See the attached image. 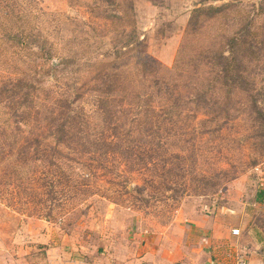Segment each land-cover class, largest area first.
Returning a JSON list of instances; mask_svg holds the SVG:
<instances>
[{
    "label": "rangeland",
    "instance_id": "rangeland-1",
    "mask_svg": "<svg viewBox=\"0 0 264 264\" xmlns=\"http://www.w3.org/2000/svg\"><path fill=\"white\" fill-rule=\"evenodd\" d=\"M104 1L0 0V83L26 68L25 52L20 58L13 44L1 38L14 32L18 24L15 15L27 31V13L31 15V6L36 7L39 27L59 45L61 55L85 42L81 29L94 42L102 41L94 49L104 51L119 45L124 29L123 22L104 27L103 10L92 9L95 3L102 7ZM119 1L126 8L133 5L136 43L134 50L130 48V63L143 57L162 75L183 62L181 65L195 74L203 69L211 74L209 66L197 61L202 52L218 49L232 35L249 31L239 47L255 42L259 60H245L252 84L231 99L213 94L211 97L234 109L229 117L214 119L210 111L198 109L184 127L185 142L169 144L168 151L160 146L155 153L160 159L153 160L160 162L155 168V164H148L149 171L135 158L126 160L117 152L102 161L74 159L65 169L80 188L77 195L60 189L58 167L52 169L55 178L50 190L44 187L47 167L43 164L30 165V177L26 168L17 166L27 175L13 181L6 167L10 161H0V253L8 254L11 245L20 249L21 245L12 244L17 238L26 245L46 243L40 242L35 249L40 257L45 254L41 249L59 246L66 255L95 263L125 264L137 260L147 249L143 238H148L147 246L163 244L164 252L174 253L180 240L177 232L170 231L178 221L203 216L211 222L230 224L240 215L264 230V201L255 202L256 193L264 191V0ZM210 8L220 11L211 18L206 12ZM195 10L204 12L194 14ZM2 107L0 114L7 111ZM167 170L172 172L164 174ZM171 182L185 190L180 200H172L174 193L163 191Z\"/></svg>",
    "mask_w": 264,
    "mask_h": 264
},
{
    "label": "trees",
    "instance_id": "trees-1",
    "mask_svg": "<svg viewBox=\"0 0 264 264\" xmlns=\"http://www.w3.org/2000/svg\"><path fill=\"white\" fill-rule=\"evenodd\" d=\"M104 2L106 7L92 5V9H102L106 15L102 19L104 27L116 22L124 24L119 45L111 49L97 51L94 47L102 41L94 42L81 29L85 42L61 55L59 45L39 27L36 18L39 12L33 6L31 15L27 13V31L19 24V15H15L18 24L14 32L1 37L13 44L19 56L22 51L26 54V68L18 69L14 76L0 83V105L7 110L0 114V161H10L6 167L11 170L7 173L12 174L13 181L27 175L30 165L38 162L47 167L46 189L54 188L52 169L58 167L60 189L77 195L80 188L74 185L65 167L74 159L80 161L85 157L102 161L114 152L126 160L135 158L149 171L148 164H155V168L160 162L153 161L160 159L155 155L160 146L168 151L169 144L185 142L184 127H188L198 109L210 111L214 119L229 117L234 109L211 97L213 94L231 99L232 95L246 92L248 84H252L245 60H259L255 42L239 47L245 43L249 31L232 35L218 49L202 52L197 61L209 66L211 74L204 69L195 74L190 67L181 65L183 62H177L173 69L160 75L143 57L132 63L127 61L130 48L134 50L136 43L132 3L126 8L119 0ZM219 11L206 10L211 18ZM200 12L204 11L195 10L194 14ZM93 28L88 26L92 32ZM119 60L122 61L118 63ZM17 166L26 168L27 174L18 171ZM171 172L167 170L164 174ZM151 173L157 179L153 169ZM171 183L163 191H171L172 200H180L185 190L179 188V183ZM263 201L264 191H258L255 202Z\"/></svg>",
    "mask_w": 264,
    "mask_h": 264
},
{
    "label": "crops",
    "instance_id": "crops-1",
    "mask_svg": "<svg viewBox=\"0 0 264 264\" xmlns=\"http://www.w3.org/2000/svg\"><path fill=\"white\" fill-rule=\"evenodd\" d=\"M238 219L230 224L211 222L203 216L184 223L178 221L170 231L177 232L180 240L175 243L174 253L164 252L163 244L147 246L148 238H143L142 244L147 249L137 260L125 264H264V230L240 215ZM233 230H238V234L233 235ZM20 242L15 238L12 243L21 245L20 249L17 246L12 249L11 245L8 254L0 253V264H104L66 255L59 246L41 249L45 254L40 257L35 249L41 241L36 245Z\"/></svg>",
    "mask_w": 264,
    "mask_h": 264
},
{
    "label": "built area",
    "instance_id": "built-area-1",
    "mask_svg": "<svg viewBox=\"0 0 264 264\" xmlns=\"http://www.w3.org/2000/svg\"><path fill=\"white\" fill-rule=\"evenodd\" d=\"M232 234H233V235H237V234H238V230H233V231H232Z\"/></svg>",
    "mask_w": 264,
    "mask_h": 264
}]
</instances>
